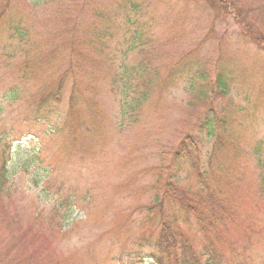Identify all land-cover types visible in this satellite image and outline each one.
<instances>
[{"label": "rangeland", "instance_id": "rangeland-1", "mask_svg": "<svg viewBox=\"0 0 264 264\" xmlns=\"http://www.w3.org/2000/svg\"><path fill=\"white\" fill-rule=\"evenodd\" d=\"M226 1L230 14L219 0H0V164L6 158L9 172L0 264H153L134 256L156 237L145 240L146 206L159 197L181 224L177 187L204 188L195 163L221 178L243 224L229 233H245L238 261L225 252L224 264H264L255 154L264 149V50L241 36L243 25L264 33V0ZM220 71L229 93L196 95L203 84L191 75L214 81ZM125 80L139 87L133 106ZM41 105L54 116L43 120ZM210 105L231 111L230 127L209 139L204 131L194 157L177 159ZM191 222L183 233L201 249L206 239Z\"/></svg>", "mask_w": 264, "mask_h": 264}, {"label": "trees", "instance_id": "trees-1", "mask_svg": "<svg viewBox=\"0 0 264 264\" xmlns=\"http://www.w3.org/2000/svg\"><path fill=\"white\" fill-rule=\"evenodd\" d=\"M219 1L225 6V14L230 12L229 8L231 6L234 7L233 4H228L226 0ZM209 4L212 8L215 7V5ZM234 12L236 16H239L243 13V10L240 8L236 10L235 8ZM246 12L248 13V11ZM16 30L19 35L23 36L22 31L15 29L14 32ZM258 31L260 30L243 25L241 36L250 40L255 46L257 45L256 47L258 49L264 50V33ZM220 72L215 76L214 81H210L204 72H195L194 75H191V79L197 77L196 79L203 84L198 88L196 95H199L201 98H207L208 96L220 98L227 95L231 80L228 76L222 74L223 71ZM124 82L125 86H130V88L126 87L128 93L133 94V98H131L132 102H128V106H133L136 101L140 100L136 98L139 87L134 85L131 80H125ZM11 92L12 102L18 101L20 92L17 89H13ZM206 95L207 97H205ZM205 108V111L197 120L198 132L187 133L175 149L174 156L177 159L194 157L191 147L197 148L199 143H201L197 142V138H201L202 136L200 135L204 131L206 132V138L209 139L215 136V130L220 126L221 128L223 126L222 129L225 132L230 127L232 123L231 111L227 115L219 116L211 105L205 106ZM37 111L40 115L43 114V120H48L54 116L53 110L45 105H41ZM57 130L59 129H54L53 132ZM222 140V136H218L216 143H222ZM255 154L259 157L260 168L264 171V149L262 144L256 147ZM195 172L204 188L199 191L188 192L181 187H177L176 192L181 193L177 200L182 210L185 211L182 223L186 225L187 223L191 224V221H195V224L206 239L202 248L197 249L195 242L188 239L183 233L184 226L182 223L180 224L178 221L168 217L160 198L157 197L155 199L156 205L146 206L147 215L152 220V225L150 228L151 231L149 230L151 232V235H149L150 238L145 240L151 242L153 235L156 237L151 245L146 242H141L139 248L134 251V256L139 262H143L147 258L152 260L153 264H224V256L226 253H231L236 258V261L230 262L235 263L238 261L237 257L239 256L238 253H240L238 245L241 244L239 239L244 237L245 233H240L241 237L236 238V240L229 233H234L232 231L233 229L240 228L243 225L242 221L240 222L239 220V211L236 214L234 207L227 203L225 194L218 190L219 187L217 185L222 183L220 177L213 176V174L207 171H201L196 163ZM8 174L7 159L3 158L0 164V190L7 181ZM261 176L262 194L264 198V173ZM172 188L175 189V186ZM156 217H158V220ZM147 247L148 251L145 252Z\"/></svg>", "mask_w": 264, "mask_h": 264}]
</instances>
